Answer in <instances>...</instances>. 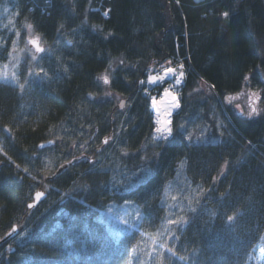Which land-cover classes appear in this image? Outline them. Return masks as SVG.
I'll use <instances>...</instances> for the list:
<instances>
[{
    "label": "trees",
    "instance_id": "trees-1",
    "mask_svg": "<svg viewBox=\"0 0 264 264\" xmlns=\"http://www.w3.org/2000/svg\"><path fill=\"white\" fill-rule=\"evenodd\" d=\"M17 1L46 43L69 40L23 89L0 83V264H264V0ZM176 58L180 107L155 141L149 99L165 84L139 81ZM244 91L259 115L233 105ZM192 120L207 128L198 141Z\"/></svg>",
    "mask_w": 264,
    "mask_h": 264
},
{
    "label": "rangeland",
    "instance_id": "rangeland-1",
    "mask_svg": "<svg viewBox=\"0 0 264 264\" xmlns=\"http://www.w3.org/2000/svg\"><path fill=\"white\" fill-rule=\"evenodd\" d=\"M195 1H200V0H195ZM0 33H5L6 37L7 36L9 37L7 40L10 41L12 44L11 51L8 53V55L3 61H0V76H2L4 72H7L10 80L13 74H15V77H16L15 82H5L3 79H0V83L12 84L16 86L24 85V87L25 85L29 83V81L32 78L35 79V76H37L39 72L41 73V64H43V62H46L45 58L51 56L52 53L54 54L55 50L57 49V46H59L64 41V39L69 40L67 37L63 38L64 35L61 34L57 36L54 43L52 42L46 43L41 38L40 35L34 32L33 28L31 31H29L27 28V25L23 23V13L19 10V4L17 0H5L2 6H0ZM37 36H39L40 46H42L45 49L43 53H36L35 48L29 44V40L36 38ZM33 56H36L35 60L32 59ZM166 68H172L175 71L174 73L165 75L164 70ZM184 70H185L184 64H182L181 59H177V58L174 60L168 59V60H165L163 63H161L158 67H154V66L150 67L147 70L145 78L140 80L139 84L141 88L143 89L144 93H148L149 92L148 90H150L154 86L165 84L161 92L165 89L170 90L176 93L178 100H179L181 86L183 85V82H184V75L181 77L180 73L183 72L185 74ZM110 75L111 74L106 71L101 73L99 76V81H102L104 76L110 77ZM150 76H164L165 78L163 81H157L155 83H151L149 82ZM177 79L180 80V83L176 82ZM141 81H143L144 83H141ZM203 86L205 88V85ZM161 92L159 93L158 96H155V95L150 96V99H149V109L152 113V120L155 124L154 130L152 132V137L155 141L167 140L171 137L170 136L167 139H162V138H159V135L156 133V128L158 127V124L155 122V119L153 116V112L151 109V100L152 98H159ZM235 103L237 106L243 109V112L245 114L251 111L250 108L252 104H254L253 101H251V98L247 95L245 91L242 92L239 98L235 97L233 105H235ZM126 105H127L126 102H124L123 107H121L120 110L126 107ZM179 107H180V102H179V106L172 112L170 116L171 128H172V116L175 112L178 111ZM210 113L212 115L214 114V112L212 113V109ZM195 122L196 120H192L190 125H187L188 132L186 136L188 138L189 136H191L192 137L191 139H194V141H198L200 138L203 137L205 133H207V128L205 125L204 127H200L199 125H196ZM5 130L6 129H4V131ZM106 140H107V143H105ZM38 144H37V150H41L38 147ZM103 144H105V148L101 146L102 149L101 148L98 149V150H101V152L98 154L102 155V158H106L107 154H104L103 150H106V148L110 146L111 138L106 137ZM98 145L99 143H96V147ZM50 146H47V147L49 148ZM41 162L44 163L43 167L46 170V173L44 175H49L50 173H52L54 169L53 159L43 157ZM44 175H42V177H44ZM44 180H48V178L44 177L43 179L42 178L40 179V182H41L40 189L42 188V192H47L48 187L46 186ZM75 189H78V188H75ZM62 195L60 196V198L64 197ZM5 241H8V240H4L1 243ZM164 248H161V249L166 250Z\"/></svg>",
    "mask_w": 264,
    "mask_h": 264
},
{
    "label": "snow or ice",
    "instance_id": "snow-or-ice-1",
    "mask_svg": "<svg viewBox=\"0 0 264 264\" xmlns=\"http://www.w3.org/2000/svg\"><path fill=\"white\" fill-rule=\"evenodd\" d=\"M177 2H178V0H177ZM104 15H108V13L105 12ZM223 15H224L225 17H227V16H228V13L225 12ZM94 27H95V26H94ZM27 28H28L29 31H31L32 28H33V25L28 24V25H27ZM29 43L35 46V51H36V53H43V52L45 51V49H44L43 47H41L40 44H39V36H37L36 38L30 39V40H29ZM69 43H70V42H69ZM32 59L35 60V59H36V56H33ZM181 67H182V65H181ZM41 71H43V70H41ZM164 71H165V75H167V74H170V73H174L175 70L172 69V68H166ZM45 75H46V73H45ZM183 75H184V73L181 72V73H180V76L182 77ZM164 78H165L164 76H150V77H149V82H151V83H155V82H157V81H163ZM0 79H3L5 82H15L16 77H15V74H13V76H12V78H11V80H10V78H9V76H8V73H7V72H4V73L2 74V76H0ZM103 80H104L105 83H108V82H109L107 76H104V77H103ZM176 82H177V83H180V80L177 79ZM141 83H144V82L141 81ZM20 87H21V89H23L24 85H20ZM166 92H167V90H166ZM173 99H175V97H173ZM232 99H234V98H233V97H227V98H226V100H227L229 103H231ZM175 106L178 107L179 105L177 104V105H175ZM121 107H123V104H121ZM253 115H259V112H258V110H257L255 107H252L251 111L247 113V116H248L249 118H251ZM157 123L160 124V126L156 128V133L159 135V138L167 139L168 137H170V136L172 135V128H171V126H170V123H171L170 121H165V122H163V123L161 124V122L158 120ZM154 138H155V137H154ZM189 139H191V136H189ZM105 143H107V140L105 141ZM69 163H70V162H69ZM36 195H37V199H39V198L43 195V193H37ZM29 207H32V205H29ZM233 219H234L233 216H228V217H227V220H228V221H233ZM169 223H185V221H183V219L181 218V219L178 220V221H169ZM164 247H166V245H163V244L160 245V248H164ZM133 251L135 252L136 249L134 248ZM168 253L170 254V256H174V257H176V259L179 260V261H185V262H186L187 259H188V258L185 257V256H180V255H178V254H177L173 249H171V248H168ZM156 255H160V253L157 252Z\"/></svg>",
    "mask_w": 264,
    "mask_h": 264
},
{
    "label": "bare ground",
    "instance_id": "bare-ground-1",
    "mask_svg": "<svg viewBox=\"0 0 264 264\" xmlns=\"http://www.w3.org/2000/svg\"><path fill=\"white\" fill-rule=\"evenodd\" d=\"M163 90L159 98H152L151 109L155 122L159 120L161 124L165 121H170L172 112L177 108L175 105H179V100L176 93L167 90ZM175 97V99H173ZM158 124V123H157ZM160 124H158V127Z\"/></svg>",
    "mask_w": 264,
    "mask_h": 264
},
{
    "label": "water",
    "instance_id": "water-1",
    "mask_svg": "<svg viewBox=\"0 0 264 264\" xmlns=\"http://www.w3.org/2000/svg\"><path fill=\"white\" fill-rule=\"evenodd\" d=\"M30 44V43H29ZM31 46H33L34 48H35V46L34 45H32V44H30ZM42 47V46H41ZM258 100H259V97H253V103L254 104H252V107H254V105L258 102ZM125 102V100H122L121 102H120V105H119V107L118 108H121V104H123ZM53 144V141H51V140H48V141H45V142H41V143H39L38 144V147L39 148H44V147H47V146H50V145H52ZM81 158H73L71 161H69V162H66V163H63L61 166H59L58 167V169L56 170V172L53 174V176H55L57 173H59V172H61L63 169H65V168H67L68 166H71V165H73V164H75L77 161H79ZM91 159L89 158V161H90ZM37 193H43L42 192V190H37L34 194H33V201L31 202V203H28V205H27V207L29 208V209H33V208H35L36 206H37V204H39L45 197H46V194L45 193H43V195L39 198V199H37ZM29 205H32V207H29ZM20 231V228H17L16 226H13V229H11V230H9L6 234H5V236L2 238V241H4V240H9V239H11V238H13L15 235H17V233ZM11 250H13V249H11Z\"/></svg>",
    "mask_w": 264,
    "mask_h": 264
}]
</instances>
